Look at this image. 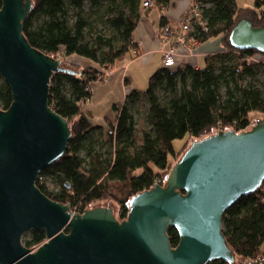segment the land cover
I'll list each match as a JSON object with an SVG mask.
<instances>
[{
	"label": "trees",
	"instance_id": "16d2710c",
	"mask_svg": "<svg viewBox=\"0 0 264 264\" xmlns=\"http://www.w3.org/2000/svg\"><path fill=\"white\" fill-rule=\"evenodd\" d=\"M32 1L33 7L23 23V34L29 43L52 57L61 53L86 61L81 69L62 62L72 73L56 72L51 79L49 104L68 120L71 138L66 152L45 167L41 172L44 179L37 181L42 192L69 204L72 211L83 212L92 203L105 200L116 205L115 215L124 220L131 198L152 188L157 180L165 185L171 169L194 141L219 128L249 130L255 124L250 112L264 114V83L243 84L247 77L255 79L260 68L264 69V61L253 63L247 58H264V53L237 50L229 40L242 19L256 27L264 26V0H255L252 7H241L236 0H194L198 9L190 20L188 35L197 44L221 37L225 50L208 55L202 66L184 63L158 68L150 76L148 88L131 89L123 107H115L114 117L107 116L105 130L93 124L84 104L92 96L93 82L105 81L102 68L121 67L139 54L134 32L143 0H112L105 22L113 33H98L89 39L93 22L85 10V1L92 9L101 7V0ZM154 2L167 6L170 0ZM124 81L129 82L128 78ZM143 100L148 103L149 129L137 125L134 114L136 105ZM12 101V91L0 77V109H8ZM178 138L184 142L177 149L174 141ZM48 176L59 185L57 191L48 189ZM222 226L236 261L217 259L206 264H241L237 258L264 260V183L225 211ZM167 233L172 247H176L180 241L178 229L170 226ZM45 238L44 230L34 229L24 235L23 243L31 248Z\"/></svg>",
	"mask_w": 264,
	"mask_h": 264
},
{
	"label": "water",
	"instance_id": "95a60500",
	"mask_svg": "<svg viewBox=\"0 0 264 264\" xmlns=\"http://www.w3.org/2000/svg\"><path fill=\"white\" fill-rule=\"evenodd\" d=\"M1 2L0 75L13 101L0 109V264L235 262L222 218L264 183V119L246 131L223 129L194 141L165 185L155 183L131 198L124 220L108 201L73 212L37 186L39 174L66 152L71 138L68 120L51 107L49 96L54 73L72 71L24 36L32 0ZM229 40L237 50L264 53V26L242 19ZM170 226L180 235L176 247ZM34 229L44 230L46 240L33 250L23 236Z\"/></svg>",
	"mask_w": 264,
	"mask_h": 264
},
{
	"label": "rangeland",
	"instance_id": "374dc122",
	"mask_svg": "<svg viewBox=\"0 0 264 264\" xmlns=\"http://www.w3.org/2000/svg\"><path fill=\"white\" fill-rule=\"evenodd\" d=\"M111 1L112 0H101L102 6L101 7L96 6V8H92V9H91L90 3L88 1H85V10L88 11V17L91 18V20L93 22L92 30L88 31V39L93 37V35L98 34V33H102L106 36H109L113 33V30L111 29V27L108 25L107 22H105V20L107 18L106 15L109 13L108 12L109 6L113 3ZM117 1H119V0H117ZM237 2L240 6L252 7V6H254L255 0H237ZM103 3H104V5H103ZM152 9H155V7L151 8V10ZM73 12L74 11L71 10L70 14H72ZM144 14H145V9H144V7H141V15H144ZM55 55L58 56L62 60V62L65 66H75L76 68L81 69L84 62H86L85 60H83L82 58H80L77 55L65 56L61 53H58ZM157 58H158V56H157ZM201 61H202V64L204 65L205 59L202 58ZM260 61H264V59L260 58ZM136 67H138V69L141 68V66L135 65V66H133V69H131V70L134 72V70H137ZM102 70H104V72H105V74H104L105 75L104 76L105 81L93 82V84H92V96L90 99H88L86 104H84V108L91 112V120H92L93 124L95 126L101 127L102 129L105 130L108 127L107 121H106L107 116L110 118L114 117L115 107H117L119 109L123 107L125 96H126V88H125V84L123 82V80H124L123 75H122V77L120 75L118 77L112 78L109 69H103L102 68ZM155 71H157V70L151 71V69H150V72L146 71L145 69H144V71L139 70L137 80L130 74L128 76L129 83H127V85H126L129 87L127 91L128 92L131 91V89H133L134 87H137V88L143 89V90L148 88L149 78ZM106 74H108V76ZM0 77L3 78L1 75H0ZM106 78H109V79L106 80ZM250 81H253V83L256 84V86H261L264 83V69L260 68L255 79H251V78L247 77L246 80H244L243 84H247ZM223 93H225V90H223ZM80 103L82 104V102H80ZM147 108H148V103L146 100H143V102L141 104L136 105V108L134 110L137 125L142 126L145 129L150 128L148 122L146 121ZM249 116H250V119L252 120V124L256 123L260 119H264V114L262 112H259V111H251ZM183 142H184V139H179V138L176 139L174 141L175 148L178 149L182 145ZM40 175H41V173L39 174V176ZM39 176H38L37 181H39ZM46 185H47L48 189L51 191H57L59 189V185L56 184V182L52 176L51 177L48 176ZM100 202H103V201H100ZM97 203H99V201L92 203L90 205V207L94 204H97ZM112 204L114 207H116V205L113 202H112ZM23 239H24V236H23ZM45 240H46V238H45ZM38 246H39V244L32 246L31 249L34 250ZM237 259H240L243 263L249 261V260H244L241 258H237Z\"/></svg>",
	"mask_w": 264,
	"mask_h": 264
},
{
	"label": "crops",
	"instance_id": "0c3cea01",
	"mask_svg": "<svg viewBox=\"0 0 264 264\" xmlns=\"http://www.w3.org/2000/svg\"><path fill=\"white\" fill-rule=\"evenodd\" d=\"M193 3L194 0H170V3L163 10L159 7H155V9L152 10L151 8H144L145 14L141 15L137 28L134 32V39L139 45V54L134 58H130L129 61L121 67L110 70L111 77H118L120 75L122 77L123 75V78H128L131 74L137 80L139 70L144 71L145 69L150 72V69L152 71L163 67L162 54L160 50L163 42L160 37V31L167 24L179 22L181 18L192 8ZM224 50L225 46L222 44L221 37H215L203 43L193 44L191 47L192 55L190 59L196 66H202V58L206 59L208 55ZM135 65L141 66V68L138 69V67H136L137 70H134L133 72L131 69H133V66ZM106 75L108 76V74ZM108 79L109 78H106V80ZM123 82L125 84L127 94L129 87L126 86L127 83L124 80Z\"/></svg>",
	"mask_w": 264,
	"mask_h": 264
},
{
	"label": "built area",
	"instance_id": "2783aa9c",
	"mask_svg": "<svg viewBox=\"0 0 264 264\" xmlns=\"http://www.w3.org/2000/svg\"><path fill=\"white\" fill-rule=\"evenodd\" d=\"M143 6L145 8L159 7L162 10L166 8L164 5H156L154 0H143ZM197 9L198 6L193 4L192 8L181 18L179 22L167 24L161 29L160 37L162 38L163 44L161 45L160 50L162 53L163 66L176 67L184 63L196 66L190 59L192 55L191 47L196 43V40L188 35V31L190 30V20L195 16ZM174 32L177 34L173 35ZM260 58L263 57L252 56L248 57L247 61L255 63ZM218 130H223V128H219ZM43 179L44 177L40 175L39 181L41 182ZM161 182V179L157 180L154 182V185L161 184Z\"/></svg>",
	"mask_w": 264,
	"mask_h": 264
}]
</instances>
